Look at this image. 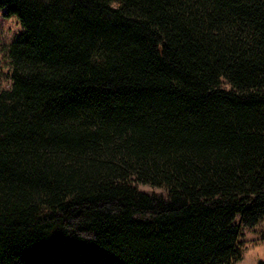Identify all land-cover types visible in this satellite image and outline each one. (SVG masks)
I'll return each mask as SVG.
<instances>
[{
    "label": "trees",
    "instance_id": "trees-1",
    "mask_svg": "<svg viewBox=\"0 0 264 264\" xmlns=\"http://www.w3.org/2000/svg\"><path fill=\"white\" fill-rule=\"evenodd\" d=\"M0 11L20 28L2 51L0 264L239 262L264 222V0Z\"/></svg>",
    "mask_w": 264,
    "mask_h": 264
},
{
    "label": "rangeland",
    "instance_id": "rangeland-1",
    "mask_svg": "<svg viewBox=\"0 0 264 264\" xmlns=\"http://www.w3.org/2000/svg\"><path fill=\"white\" fill-rule=\"evenodd\" d=\"M20 32L16 20L5 18L0 11V87L7 88L8 80L5 64L2 56L3 48L8 45ZM225 89H230L226 82H223ZM138 190L150 194L164 195L165 191L161 188H154L149 185H139ZM241 247L243 250L242 259L235 264H258L264 263V222L253 229L241 230Z\"/></svg>",
    "mask_w": 264,
    "mask_h": 264
}]
</instances>
